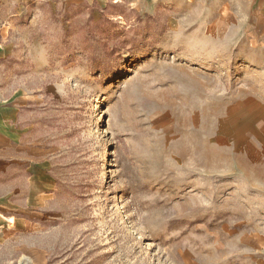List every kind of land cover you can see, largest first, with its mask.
<instances>
[{
  "label": "rangeland",
  "instance_id": "obj_1",
  "mask_svg": "<svg viewBox=\"0 0 264 264\" xmlns=\"http://www.w3.org/2000/svg\"><path fill=\"white\" fill-rule=\"evenodd\" d=\"M147 1L3 9L0 89L51 185L0 264H264V18Z\"/></svg>",
  "mask_w": 264,
  "mask_h": 264
},
{
  "label": "crops",
  "instance_id": "obj_2",
  "mask_svg": "<svg viewBox=\"0 0 264 264\" xmlns=\"http://www.w3.org/2000/svg\"><path fill=\"white\" fill-rule=\"evenodd\" d=\"M26 1L28 0H0V18H2V11L6 6L16 2L22 3ZM96 1L104 3L109 0ZM160 1L174 3L178 6H187L190 3V0H148L147 4L152 8ZM194 1L195 5H198L199 3H203L205 0ZM217 1L218 0L209 1L211 2L210 4L215 5L214 9L211 10L213 11L214 16L220 11V8H217ZM226 1L231 2L236 6H241L242 13L235 18L248 19L250 5H254V11L258 17L264 18V0ZM211 11H209L208 14ZM211 15L210 17H214ZM203 17L207 16L203 15ZM220 18H223V16L220 15ZM259 32L261 31H251L249 29L235 30L232 28L229 29L225 35L252 36L254 34H258ZM7 37L8 29L4 32H0V68L4 67V63L6 61L7 45L3 44V41H5ZM245 41H247V39H245ZM246 47H248V44H246ZM211 86L203 81H196V83H193L189 87V95L192 97H196L195 95H197V97L199 95L202 96L206 93L205 96L203 95L206 99L200 104L202 111L198 110V105L190 103L189 115L192 112H197V110L198 112H201V114L209 115L211 113L210 110L214 107L213 98H223L222 93H219L220 89L215 88L214 86L211 88ZM251 98L252 97H250L249 100ZM228 102H231V99H224L223 101V103ZM237 107L238 106H235L234 109L236 110ZM16 115L17 109H15L13 104L5 96V92L0 89V242L5 241L3 237L5 238L8 234L13 232L14 227L12 220H14V218L17 220V225L23 223V216L15 217L12 215V212H23L26 214L34 212L33 210L38 208L37 206H40L37 201L41 202L45 199L44 195L47 188L46 186L51 185V182L46 178L44 165L38 158L40 155L39 149L35 147L31 148L29 139L24 138V132L17 125ZM31 199L33 204L30 202ZM34 200L36 202H34ZM30 206L34 209L31 210Z\"/></svg>",
  "mask_w": 264,
  "mask_h": 264
}]
</instances>
